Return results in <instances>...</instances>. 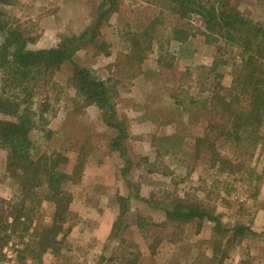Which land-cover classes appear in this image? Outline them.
Returning a JSON list of instances; mask_svg holds the SVG:
<instances>
[{
  "label": "rangeland",
  "instance_id": "374dc122",
  "mask_svg": "<svg viewBox=\"0 0 264 264\" xmlns=\"http://www.w3.org/2000/svg\"><path fill=\"white\" fill-rule=\"evenodd\" d=\"M86 1L91 7V14L89 18L78 20L79 22H71V0H15L11 5H0V10L3 11V17L8 27H19L23 32L28 40L27 48H52L56 47L65 37L79 36L91 23L97 20L100 12L98 8L103 0ZM229 1L249 20L264 25V0ZM117 2V10L111 13L108 21H103L98 28L99 39L108 43L117 54L120 52L131 53L132 50L129 51L130 46L132 47L130 35L131 32H136L135 38L139 42L137 48L138 51L142 50L141 53L145 52V59L151 53V45L157 47L167 80L175 81L180 76L186 87L178 98L183 107H189L190 98H195L194 109L183 111L180 118H190L192 128L188 133L202 135L206 122L213 115L209 111L208 103L206 104L204 101L210 97L218 80L223 86H231L234 68L241 62L239 48L221 39L217 32L210 33V38L203 36L201 33V30L204 29L203 24L197 15L193 14L188 20L182 19L170 12L160 2L149 3L144 0H118ZM83 21L84 23H82ZM176 28L180 30V33L177 34V40H174L172 29ZM127 32L130 34L125 35ZM185 35L191 37V44L185 43L182 46L179 42L185 41ZM2 42L3 37L0 35V45ZM86 45L96 51V47L89 43ZM131 59L136 60L133 56ZM191 60V64L187 65V62ZM94 72L96 76L109 80L112 78L111 75L117 71L107 65L97 67ZM181 73L184 75H180ZM221 73L223 77L219 78L218 74ZM72 74V65L66 61L49 81L41 80L38 83L40 87L33 90V95L30 98L27 92L21 93L12 87L7 88L6 86L3 92H7V95L14 96L18 100L26 101L27 113L30 114L33 123L30 131L32 158L37 159L42 155L60 153L62 159L67 158V162L63 163L60 158L57 168L66 173L73 172L77 160L83 161V154H85L79 146L71 147V143L68 144L71 137V125L62 128L61 124H58V119L61 116L63 117L64 114L80 105V101L77 99L71 100L70 78ZM4 78L0 72V95L1 87L5 85ZM110 84L112 85L114 82ZM166 115L175 117L176 111L170 110ZM0 118L9 117L0 114ZM60 128L65 130L64 133L67 135L61 134ZM217 144L219 152L223 156L235 159V150L227 141H218ZM263 144L260 143L257 146L252 158L245 160L244 169L229 175L219 173L216 167L210 166L208 163L209 151L206 149H204L206 155L203 153L198 156L193 153L191 147L190 153L187 151L189 148L186 147L183 151L184 156H187L186 159L181 156V152L179 153L177 148H171L170 154H162L158 160V166L155 168L148 163V165L140 164L139 158L135 160L143 166L144 171L157 169L158 171H171L174 174L166 185L160 184L153 188V192L155 191L153 197L156 201L167 205L176 197L201 200L214 208V212L221 218L224 228L244 224L252 230L253 228L257 229L258 232L253 230L255 235L249 233L236 242L233 247L231 244L225 243L226 237L220 236L213 222L186 224L183 233H179V230L170 226H164L162 223L154 225L148 223L139 228L138 233L121 225L116 231V245L111 247L107 258L101 256L99 259L97 257L93 259L85 258L81 253L71 254V249L68 248L69 242L66 239L58 253L49 252L41 257H33L31 254L24 253L28 255V258L20 261L14 252L17 249L15 244H18V235L22 229L19 226L16 232L11 233L8 244L4 247L7 259L2 264H155L153 254L165 243L162 241L169 239L170 242L175 243L174 245L179 244L181 242L178 240L187 230L190 235H193L190 242L197 237L196 246L201 247L200 256L204 260L210 259L209 264H238L240 262L264 264ZM77 154L79 155L77 156ZM7 155V149L0 147V216L10 220L11 214L18 213L17 209L19 210L21 207V188L19 183L6 172ZM242 160L243 158L234 160L233 164L242 162ZM252 169L255 173H252ZM78 175L75 174L73 179L78 178ZM64 186L67 191L81 187L79 181L74 184L67 182ZM133 189H137V187L134 186ZM47 191V188L39 189L33 196L36 202L32 205L29 201L25 203L27 209L35 206L34 211H30L33 220L32 228L40 229L51 224L54 204L47 199ZM74 207L68 215L65 228L71 227L72 224L83 218L78 201L74 203ZM124 217L125 215L122 216V220ZM137 222L146 223L143 217H139ZM10 232L9 229L6 234ZM4 235L2 234L1 237ZM148 236L152 242L148 245L149 254L144 255L137 248V241ZM220 244L221 250L217 249ZM169 251L171 253V248ZM166 262L164 257L162 260H156V264H165Z\"/></svg>",
  "mask_w": 264,
  "mask_h": 264
},
{
  "label": "trees",
  "instance_id": "16d2710c",
  "mask_svg": "<svg viewBox=\"0 0 264 264\" xmlns=\"http://www.w3.org/2000/svg\"><path fill=\"white\" fill-rule=\"evenodd\" d=\"M117 1L103 0L98 8L100 12L97 20L79 36L65 37L56 47L42 49L27 48L28 40L23 32L19 27H8L3 11L0 10V35L3 37L0 45V72L5 77L3 80L5 85L1 87L2 93L7 86L21 93L27 92L30 98L33 90L40 87L38 83L41 80L49 81L65 61L70 62L73 66L70 82L76 89L77 100L80 101L75 110L91 104L99 106L105 121L121 131V134L112 141L111 148L119 150L125 159V151L121 145L125 132L122 131L120 121L115 116L112 86L107 80L96 76L94 70L82 68L73 62L75 52L88 43L96 47L97 52L107 54L110 45L99 39L98 28L117 10ZM144 1L160 2L182 19L188 20L193 14L197 15L203 24L204 29L201 30L203 36L210 38V33L217 32L221 39L239 48L241 62L234 68L231 86H223L217 79L218 82L214 85L210 97L204 101L208 103L209 111L213 115L206 122L204 133L196 136L194 146L195 154L198 156L203 153L206 155L204 149L209 151L208 163L211 167H216L219 173L229 175L240 172L245 167V160L252 158L257 146L264 143V25L249 20L229 0ZM14 2L15 0H0V5H11ZM179 33V29H172L174 40H177ZM129 34L127 32L125 35ZM135 36L136 32H131L132 47L130 46L129 51L132 50L131 58L133 56L137 61H142L146 55L145 52L141 53L142 50L138 51L139 42ZM187 37L184 36L185 39ZM218 76L222 78L223 74ZM2 93L0 114L12 119L0 118V147L8 151L6 172L21 188V207L17 209L18 213L11 214L10 220L0 216V264L7 259L4 247L8 244L11 233L16 232L19 226L22 229L14 252L20 261L28 258L24 253L41 257L49 252L61 251L62 244L70 232V227L65 228L64 225L68 221L73 201L72 193L65 189L64 184L80 181L83 169V161L78 159L73 172L58 170L59 159H62L60 153L33 159L30 140L33 123L30 114L27 113L26 101L9 96L7 92ZM223 140L234 148L235 159L223 156L219 152L217 143ZM242 158V162L233 164L234 160ZM62 162L66 163L67 158H63ZM251 171L255 173L253 169ZM75 174H79L78 178L73 179ZM42 188L48 189L47 199L54 204V212L51 224L37 229L32 228L33 220L30 215L35 206L27 209L25 203L29 201L31 205L34 204L36 200L33 196ZM117 200L121 209L113 227V234L121 227L122 216L126 214L127 200L120 196ZM165 206L166 220L162 224L179 230V233H183L189 221L197 219L200 222H213L220 236L226 237L225 243L231 244L232 247L249 233L255 235V232L244 224L224 228L214 208L201 200L176 197ZM146 225L145 222L138 223L139 228ZM9 229L11 232L6 234ZM2 234H5L3 236L5 238L1 237ZM178 241L180 242L181 238ZM217 249L221 250V244Z\"/></svg>",
  "mask_w": 264,
  "mask_h": 264
},
{
  "label": "crops",
  "instance_id": "0c3cea01",
  "mask_svg": "<svg viewBox=\"0 0 264 264\" xmlns=\"http://www.w3.org/2000/svg\"><path fill=\"white\" fill-rule=\"evenodd\" d=\"M70 4L71 22L90 17L91 7L88 1L71 0ZM179 43L190 45L191 37L188 36ZM151 46V53L142 61L131 59L129 52L117 54L111 46L106 54L93 51L84 45L73 55V62L82 68L95 70L108 65L117 71L107 81L114 82L109 84L113 90L115 116L125 132L121 141L125 159L119 150L111 148L112 141L121 134L120 129L105 121L103 111L96 104L80 110L73 109L58 119L62 128L71 125L68 144L71 143V147L79 146L85 153L79 181L81 187L70 190L73 196L70 211L78 201V207L81 214L83 213V218L71 225L66 238L71 254L81 253L85 258L93 259L108 257L111 247L117 242V233L113 234V227L121 209L118 196L127 200L128 217L125 214L122 227L138 233L139 217H143L146 224L165 222L166 206L154 199L153 188L160 184L166 185L174 174L157 169L144 171L140 164H150L155 168L162 154H170L174 147L186 159L183 152L186 147L189 148V153L190 147L195 153L194 142L197 135L188 133L192 122L190 118H180L183 111L194 109L195 98H190L189 107H183L178 99L186 88L183 81L180 76L175 81L167 80L158 48ZM191 62L192 60L187 62V65ZM65 63L66 61L62 66ZM180 75L183 76L184 73ZM76 96V89L71 84V100L77 99ZM170 110L176 111L175 117L166 115ZM62 128L61 134L67 135ZM137 158L140 159V164L135 161ZM134 186L137 189H133ZM205 222L193 219L187 224ZM253 230L257 231L255 228ZM192 237L187 230L179 244L174 245L169 239L163 240L165 243L153 254L155 264L156 260H162L163 257L167 260L165 264H209L210 259L204 260L200 256L201 247L196 246L197 237L190 242ZM151 242L149 236L142 237L141 241H137V248L142 254L148 255V245Z\"/></svg>",
  "mask_w": 264,
  "mask_h": 264
}]
</instances>
